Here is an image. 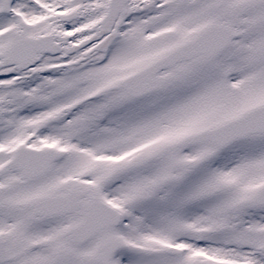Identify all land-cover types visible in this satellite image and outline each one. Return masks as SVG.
<instances>
[{
	"label": "snow or ice",
	"instance_id": "snow-or-ice-1",
	"mask_svg": "<svg viewBox=\"0 0 264 264\" xmlns=\"http://www.w3.org/2000/svg\"><path fill=\"white\" fill-rule=\"evenodd\" d=\"M0 264H264V0H0Z\"/></svg>",
	"mask_w": 264,
	"mask_h": 264
}]
</instances>
